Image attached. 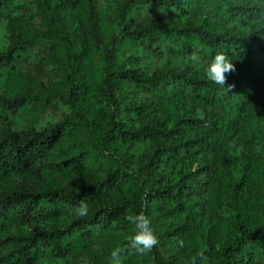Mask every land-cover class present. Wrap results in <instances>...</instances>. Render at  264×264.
I'll return each instance as SVG.
<instances>
[{
	"label": "trees",
	"instance_id": "obj_1",
	"mask_svg": "<svg viewBox=\"0 0 264 264\" xmlns=\"http://www.w3.org/2000/svg\"><path fill=\"white\" fill-rule=\"evenodd\" d=\"M257 124L264 0H0V264H264Z\"/></svg>",
	"mask_w": 264,
	"mask_h": 264
},
{
	"label": "rangeland",
	"instance_id": "obj_2",
	"mask_svg": "<svg viewBox=\"0 0 264 264\" xmlns=\"http://www.w3.org/2000/svg\"><path fill=\"white\" fill-rule=\"evenodd\" d=\"M255 127L257 129H259V128H262L263 129L264 128V126L261 125V124H257ZM0 130H3V126L2 125L0 126ZM9 186H10V180L0 181V192L8 189ZM13 232H16V230H13L11 233H13ZM76 262L77 261H73L72 264H75Z\"/></svg>",
	"mask_w": 264,
	"mask_h": 264
}]
</instances>
